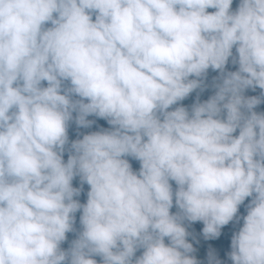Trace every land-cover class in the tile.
Returning <instances> with one entry per match:
<instances>
[{
	"label": "clouds",
	"instance_id": "9594fccd",
	"mask_svg": "<svg viewBox=\"0 0 264 264\" xmlns=\"http://www.w3.org/2000/svg\"><path fill=\"white\" fill-rule=\"evenodd\" d=\"M0 264H264V0H0Z\"/></svg>",
	"mask_w": 264,
	"mask_h": 264
},
{
	"label": "trees",
	"instance_id": "16d2710c",
	"mask_svg": "<svg viewBox=\"0 0 264 264\" xmlns=\"http://www.w3.org/2000/svg\"><path fill=\"white\" fill-rule=\"evenodd\" d=\"M209 94H210V92L209 93H205L204 96L202 97V99L207 98V95H209ZM194 96H195V94H193V97H190L188 100L184 101V103L185 104H190L193 101ZM90 119H91V117H90ZM98 123L101 124V125H103V126H105V127H107L106 123L103 122V121H98ZM92 130H95V127ZM83 131H88V130H83ZM241 212H243V206L241 207ZM230 227L231 226H228V228H226L224 231L227 232ZM228 243H230V241H228Z\"/></svg>",
	"mask_w": 264,
	"mask_h": 264
}]
</instances>
